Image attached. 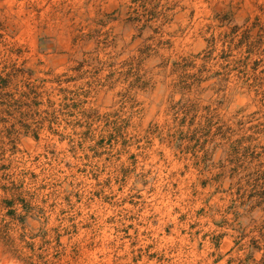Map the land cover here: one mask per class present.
I'll return each mask as SVG.
<instances>
[{"label": "rangeland", "instance_id": "1", "mask_svg": "<svg viewBox=\"0 0 264 264\" xmlns=\"http://www.w3.org/2000/svg\"><path fill=\"white\" fill-rule=\"evenodd\" d=\"M12 67L65 91L0 114V264H264V0H0Z\"/></svg>", "mask_w": 264, "mask_h": 264}, {"label": "trees", "instance_id": "2", "mask_svg": "<svg viewBox=\"0 0 264 264\" xmlns=\"http://www.w3.org/2000/svg\"><path fill=\"white\" fill-rule=\"evenodd\" d=\"M236 28H233L231 30V33L233 34L235 32ZM134 59L130 58L123 62V65L127 67L126 71L122 73L125 78H128L129 76H133V79L129 82V87H132L134 85H137L138 82H140L142 78V74L139 73V60H137V64L134 65ZM89 64L87 59H82L81 61H78L77 64L73 67L74 71L80 70L83 65ZM175 65L179 69H184L188 63H180L175 62ZM63 75V74H62ZM195 73L192 74H186L183 73L179 77V79L174 83V86H177L181 89L184 88H190L193 84H195ZM16 77L15 69L12 67L10 70H0V114L3 112H6L7 114H11L13 110H16L17 108H21L24 105L27 107L35 106L38 104V97L42 95V93H46L49 95L54 89H57L58 91H65V89L57 86H50L49 89L46 90H38L39 87H41V83H34L32 81L24 80L21 84L13 83V79ZM71 77H61V75L57 76L54 81L57 83V85L61 84L62 81H67ZM189 79H191L189 81ZM41 81H44L42 79ZM12 84V87H10ZM12 89H8V88ZM68 93L76 94L73 90H67ZM124 95V94H123ZM48 99V98H47ZM62 99H67V96H63ZM48 102L49 99H48ZM50 104H53L52 102ZM68 104L65 101H60L58 103V106L53 108L50 112H55L59 110L60 108L66 107ZM173 109H176L175 112H182L183 117L185 118L191 111H194L197 109V106L194 102H190L189 100H186L184 102H176L172 105ZM171 108V109H172ZM45 112H49L47 108L43 109ZM83 115H87L86 113H82ZM1 116V115H0ZM0 120H4L3 117H0ZM207 121L211 120V117L206 118ZM222 133V136H224L226 133L231 132L229 128H226L225 130L220 131ZM231 149L235 150L236 145L233 143L230 144ZM235 172V168L233 170ZM248 177L253 179V185L256 186L259 179L264 177V172H249ZM240 177L237 180V183L240 181ZM248 180V179H247Z\"/></svg>", "mask_w": 264, "mask_h": 264}]
</instances>
